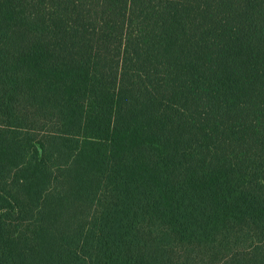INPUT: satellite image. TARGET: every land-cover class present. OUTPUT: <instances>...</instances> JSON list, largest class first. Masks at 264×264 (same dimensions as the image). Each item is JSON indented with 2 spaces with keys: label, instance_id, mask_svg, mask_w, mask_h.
Here are the masks:
<instances>
[{
  "label": "trees",
  "instance_id": "trees-1",
  "mask_svg": "<svg viewBox=\"0 0 264 264\" xmlns=\"http://www.w3.org/2000/svg\"><path fill=\"white\" fill-rule=\"evenodd\" d=\"M0 264H264V0H0Z\"/></svg>",
  "mask_w": 264,
  "mask_h": 264
}]
</instances>
